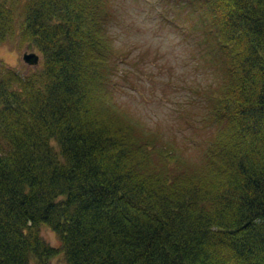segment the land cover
Segmentation results:
<instances>
[{"label":"trees","instance_id":"trees-1","mask_svg":"<svg viewBox=\"0 0 264 264\" xmlns=\"http://www.w3.org/2000/svg\"><path fill=\"white\" fill-rule=\"evenodd\" d=\"M182 4L218 78L192 162L110 100L109 0H0L42 59L0 64V264H264V0Z\"/></svg>","mask_w":264,"mask_h":264},{"label":"rangeland","instance_id":"rangeland-1","mask_svg":"<svg viewBox=\"0 0 264 264\" xmlns=\"http://www.w3.org/2000/svg\"><path fill=\"white\" fill-rule=\"evenodd\" d=\"M109 1L108 30L115 51L110 100L163 140L185 148L187 161L196 160L193 147L202 134L204 96L218 79L203 57L204 23L199 11L183 5V0ZM32 51L39 55L35 66L22 59L23 53ZM1 62L25 73L38 68L42 59L17 32L0 42ZM40 233L60 248L51 229L42 225ZM49 264H67L63 252Z\"/></svg>","mask_w":264,"mask_h":264},{"label":"water","instance_id":"water-1","mask_svg":"<svg viewBox=\"0 0 264 264\" xmlns=\"http://www.w3.org/2000/svg\"><path fill=\"white\" fill-rule=\"evenodd\" d=\"M22 59L27 65L35 66L39 62V55L33 51L25 52L22 55Z\"/></svg>","mask_w":264,"mask_h":264}]
</instances>
